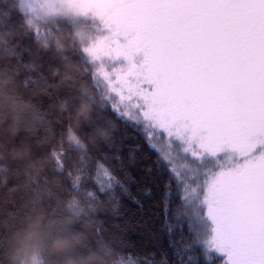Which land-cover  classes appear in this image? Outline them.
<instances>
[{"label": "snow or ice", "instance_id": "obj_1", "mask_svg": "<svg viewBox=\"0 0 264 264\" xmlns=\"http://www.w3.org/2000/svg\"><path fill=\"white\" fill-rule=\"evenodd\" d=\"M70 3L100 22V37L83 51L96 62H128L109 72L97 69L106 81L103 98L119 119L143 126L149 146L168 165L181 206L177 226L186 225L208 264L217 260L214 253L225 254L221 264H264V0ZM137 52L144 55L139 66L132 62ZM173 140L181 144L180 168ZM52 156L62 166L63 151L54 149ZM88 178L115 212L116 189L128 193L123 181L101 159ZM84 180L76 175L73 187ZM166 188L165 213L173 196L170 184ZM87 196L95 211L99 195L87 190ZM67 210L85 214L75 199ZM113 264L137 262L129 257Z\"/></svg>", "mask_w": 264, "mask_h": 264}, {"label": "clouds", "instance_id": "obj_2", "mask_svg": "<svg viewBox=\"0 0 264 264\" xmlns=\"http://www.w3.org/2000/svg\"><path fill=\"white\" fill-rule=\"evenodd\" d=\"M14 13L20 17L10 23ZM88 17L70 0H0V264L115 260L112 243L93 241L94 223L69 214L55 181L45 179L52 154H36L60 120L77 131L87 127L94 143L118 130L100 122L96 97L103 98L105 87L91 78L96 61L83 50L101 33ZM30 33L31 43H21ZM78 50L87 63L72 58ZM44 54L56 62L42 63ZM42 96L50 101L43 109L35 102ZM41 127L47 135L37 137ZM67 140L82 145L80 136Z\"/></svg>", "mask_w": 264, "mask_h": 264}, {"label": "trees", "instance_id": "obj_3", "mask_svg": "<svg viewBox=\"0 0 264 264\" xmlns=\"http://www.w3.org/2000/svg\"><path fill=\"white\" fill-rule=\"evenodd\" d=\"M19 17L20 13H14L9 22H15ZM32 39L33 35L30 33L21 43L30 44ZM72 58L87 63L82 51L78 50ZM23 59L27 60L28 57L24 56ZM55 62L49 59V54L42 56L44 64ZM40 71L43 72L44 69L41 68ZM90 75L93 79V72ZM96 99L100 122L107 121L118 128L109 139L94 143L86 137L87 127L77 131L69 122L60 120L53 125L48 142L36 149L37 155L52 154L54 149L63 151L62 166L58 167L53 157L45 169V179L55 181V190L64 209L67 210L69 199L77 200L85 209V214L77 216L68 210L67 212L78 218L90 219L95 225L92 240L111 242L116 253L115 259L131 257L137 264H208L201 248L192 245V236L186 225L177 226L181 222L175 215L178 207H181L178 187L168 171L166 162L149 146L140 125L128 121L125 123L112 112L104 98ZM35 102L43 109L50 101L48 97L42 96ZM70 134L82 138L79 148L67 140ZM45 135V128L36 130L37 137ZM116 156H119V160L115 159ZM97 159L103 160L111 167L128 189L127 194L119 188L116 189L118 207L115 212L112 210L113 201L104 194H99L94 181L88 178ZM76 175L85 177L79 189L74 188L72 184ZM169 184L173 196L168 201V210L165 213V193L168 190L166 185ZM87 190L96 191L99 195V199L95 201V211L88 208ZM97 227L100 228L99 235L95 234ZM189 245L192 246L191 252L185 251ZM188 255H192L194 259L189 261ZM214 258L217 259L214 264H218L222 259L221 255H214Z\"/></svg>", "mask_w": 264, "mask_h": 264}, {"label": "rangeland", "instance_id": "obj_4", "mask_svg": "<svg viewBox=\"0 0 264 264\" xmlns=\"http://www.w3.org/2000/svg\"><path fill=\"white\" fill-rule=\"evenodd\" d=\"M87 20H88V22L93 23L96 27L99 26V23H100L99 20L94 18V17H92L91 15H89ZM104 31H107V30H104ZM119 39L123 43L125 38L124 37H119ZM143 59H144L143 52H137V53L133 54L132 62L139 66V64L142 63ZM102 62L103 63H101L100 61L95 62V66H94V68L92 70L93 73L97 72V69L99 67H103L105 72H109L111 70V68H113V67L127 66V63H128L123 57H118V58H115V59H113L111 57H104V58H102ZM97 79L101 82V85L103 87H105L106 81L104 80V78L101 75H99L98 72H97ZM140 128L143 130L144 134L147 137V133L144 131L142 125H140ZM149 131H150V129H149ZM160 147H161L162 151H166V152L168 151V147H167V145L165 143L160 142ZM180 149H181L180 142L176 141V140H173V149H172V151H174V152H176L178 154L177 157H176V161H175L177 168H180V166L183 163V161H181L183 159V156L180 153ZM202 231H203V229H202ZM213 255H217V254L214 253ZM220 255H221V258H222L220 261H223L225 254H220ZM218 264H221V262H219Z\"/></svg>", "mask_w": 264, "mask_h": 264}]
</instances>
